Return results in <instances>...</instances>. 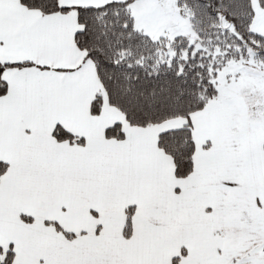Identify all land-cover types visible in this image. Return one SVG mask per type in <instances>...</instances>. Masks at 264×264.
I'll return each mask as SVG.
<instances>
[{
    "label": "snow or ice",
    "instance_id": "snow-or-ice-1",
    "mask_svg": "<svg viewBox=\"0 0 264 264\" xmlns=\"http://www.w3.org/2000/svg\"><path fill=\"white\" fill-rule=\"evenodd\" d=\"M0 264H264V0H0Z\"/></svg>",
    "mask_w": 264,
    "mask_h": 264
}]
</instances>
